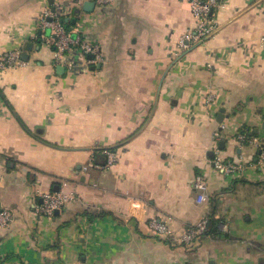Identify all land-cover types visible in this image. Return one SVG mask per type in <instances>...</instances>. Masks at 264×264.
<instances>
[{
	"label": "crops",
	"instance_id": "1",
	"mask_svg": "<svg viewBox=\"0 0 264 264\" xmlns=\"http://www.w3.org/2000/svg\"><path fill=\"white\" fill-rule=\"evenodd\" d=\"M89 1L0 0V56H29L0 71V209L14 213L0 264H264V0H222L215 34L184 53L187 0L85 13ZM47 10L97 44L101 62L74 50L58 72L50 28L39 37ZM244 132L252 139L239 143ZM218 157L242 172L224 175ZM198 175L205 207L194 202ZM48 192L74 200L43 218L34 207ZM203 215L227 232L178 244ZM153 219L171 235L151 233Z\"/></svg>",
	"mask_w": 264,
	"mask_h": 264
},
{
	"label": "built area",
	"instance_id": "2",
	"mask_svg": "<svg viewBox=\"0 0 264 264\" xmlns=\"http://www.w3.org/2000/svg\"><path fill=\"white\" fill-rule=\"evenodd\" d=\"M195 26L193 31L183 34L178 41V49L184 53L192 48L206 44V42L215 34L216 15L222 8V0H187ZM113 0H95L96 8H106L112 4ZM46 28H50L48 43L54 54L55 64L65 66L68 64V57L77 50L83 57L91 56L89 63L101 62V50L97 44H94L82 37V35L73 36V32L65 28L62 21L57 18L50 10L45 11L40 29V36H44ZM80 32V31H78ZM26 65L21 58V51L16 50L5 53L0 56V71L15 69ZM214 95L208 93L205 97V106L209 108L214 104ZM223 128V127H222ZM219 131H215L213 138L218 141ZM236 139L239 143L246 140L244 134H238ZM216 143V142H215ZM217 149V143L214 145ZM216 153V152H215ZM257 163L259 167L264 168V144L259 147ZM214 166L224 175L235 176L242 172L243 165L240 163L225 161L221 158L214 159ZM194 202L200 207H205L209 203L208 183L202 175L196 176L193 184ZM40 202L35 205L34 209L38 216L51 218L56 211H63L73 200V195L61 193H42L39 196ZM14 220V213L7 208L0 209V232L8 228ZM210 219L208 216H201L196 223L187 227L181 234L176 236L178 244L187 247L200 241L203 237L210 234ZM218 233L227 232V225L218 221L215 225ZM151 233L158 237H169L171 230L169 225L163 221L153 219L149 222Z\"/></svg>",
	"mask_w": 264,
	"mask_h": 264
},
{
	"label": "water",
	"instance_id": "3",
	"mask_svg": "<svg viewBox=\"0 0 264 264\" xmlns=\"http://www.w3.org/2000/svg\"><path fill=\"white\" fill-rule=\"evenodd\" d=\"M94 8H95V2H93V1L85 2V3L83 4V11H84L85 13H92L93 10H94ZM31 49H32V45L29 44V45L27 46V51H31ZM21 58H22V60H23L24 62H27L28 59H29V56H28L27 54H23ZM88 59L90 60V59H92V57L89 56ZM56 69H57L58 72H62V71L64 70V69H63L62 67H60V66H58ZM160 84H161V83H160ZM220 113H221V114L218 116V120H217L218 122H221L222 119H223V117H222V113H223V111L221 110ZM54 215H55V216H58V215H59V212L56 211V212L54 213Z\"/></svg>",
	"mask_w": 264,
	"mask_h": 264
},
{
	"label": "trees",
	"instance_id": "4",
	"mask_svg": "<svg viewBox=\"0 0 264 264\" xmlns=\"http://www.w3.org/2000/svg\"><path fill=\"white\" fill-rule=\"evenodd\" d=\"M62 23H63V21H62ZM64 25V24H63ZM244 134H245V132H244ZM245 137H246V140H245V142H243V143H248L251 139H252V136H251V134H245ZM215 225H216V223L215 222H212V221H210V226H209V228H210V233L212 234V235H218L219 233L217 232V230H216V228H215Z\"/></svg>",
	"mask_w": 264,
	"mask_h": 264
}]
</instances>
